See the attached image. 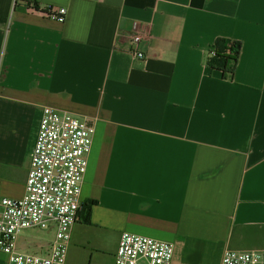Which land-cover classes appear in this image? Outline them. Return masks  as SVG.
I'll list each match as a JSON object with an SVG mask.
<instances>
[{
  "label": "crops",
  "instance_id": "crops-1",
  "mask_svg": "<svg viewBox=\"0 0 264 264\" xmlns=\"http://www.w3.org/2000/svg\"><path fill=\"white\" fill-rule=\"evenodd\" d=\"M37 1L65 21L0 0V195H24L50 106L95 128L65 264H114L124 232L172 243L171 264L264 250V0ZM219 38L242 43L233 79L209 66Z\"/></svg>",
  "mask_w": 264,
  "mask_h": 264
},
{
  "label": "built area",
  "instance_id": "built-area-1",
  "mask_svg": "<svg viewBox=\"0 0 264 264\" xmlns=\"http://www.w3.org/2000/svg\"><path fill=\"white\" fill-rule=\"evenodd\" d=\"M37 1V0H36ZM20 0H15V6ZM29 9L64 22L67 9L31 1ZM147 36L134 26L131 53L139 59L148 54L141 44ZM95 128L69 112L50 106L43 109L36 143L30 155L25 193L20 198L0 195V251L7 264H65L73 226L83 209L82 185L88 167ZM53 231L45 253L19 249L26 230ZM173 244L131 232L122 233L114 264H171ZM221 264H264L262 249H226Z\"/></svg>",
  "mask_w": 264,
  "mask_h": 264
},
{
  "label": "rangeland",
  "instance_id": "rangeland-1",
  "mask_svg": "<svg viewBox=\"0 0 264 264\" xmlns=\"http://www.w3.org/2000/svg\"><path fill=\"white\" fill-rule=\"evenodd\" d=\"M51 231L46 230H26L19 237L18 246L22 251L27 252H35V253H45L47 252L49 246L48 244L51 242L54 234ZM93 235H97L101 237V241L103 246L106 248H110L114 244L113 236L109 233H97L92 231ZM73 256L70 264H93L90 260V253H83L82 251L72 250ZM8 256L0 251V264H7Z\"/></svg>",
  "mask_w": 264,
  "mask_h": 264
},
{
  "label": "trees",
  "instance_id": "trees-1",
  "mask_svg": "<svg viewBox=\"0 0 264 264\" xmlns=\"http://www.w3.org/2000/svg\"><path fill=\"white\" fill-rule=\"evenodd\" d=\"M32 1V0H31ZM35 1V3L38 1ZM30 0H20L18 3L21 7L28 10ZM242 43L238 40L229 38H219L210 51L209 66L212 69L220 70L224 77L234 78L235 70L237 67L239 54L241 51ZM95 204L94 201H87L83 203V209L86 213V220L88 221L90 208Z\"/></svg>",
  "mask_w": 264,
  "mask_h": 264
}]
</instances>
